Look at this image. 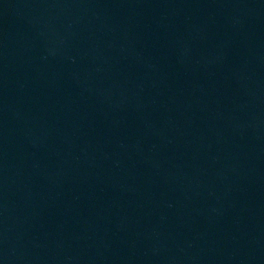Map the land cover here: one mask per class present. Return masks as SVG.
Listing matches in <instances>:
<instances>
[{
	"label": "water",
	"instance_id": "water-1",
	"mask_svg": "<svg viewBox=\"0 0 264 264\" xmlns=\"http://www.w3.org/2000/svg\"><path fill=\"white\" fill-rule=\"evenodd\" d=\"M0 264H264V0H0Z\"/></svg>",
	"mask_w": 264,
	"mask_h": 264
}]
</instances>
